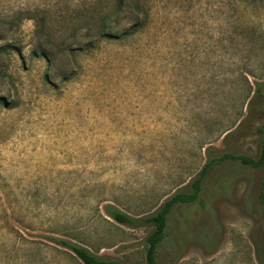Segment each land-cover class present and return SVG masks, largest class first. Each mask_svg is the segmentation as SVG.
I'll use <instances>...</instances> for the list:
<instances>
[{
    "label": "rangeland",
    "instance_id": "rangeland-1",
    "mask_svg": "<svg viewBox=\"0 0 264 264\" xmlns=\"http://www.w3.org/2000/svg\"><path fill=\"white\" fill-rule=\"evenodd\" d=\"M117 4L0 0V264H84L51 238L146 264L152 226L104 206L149 216L214 155L258 153L264 0ZM136 10L142 31L86 47L102 18L119 32ZM262 185L264 168H212L202 202L169 216L157 264H264Z\"/></svg>",
    "mask_w": 264,
    "mask_h": 264
},
{
    "label": "trees",
    "instance_id": "trees-1",
    "mask_svg": "<svg viewBox=\"0 0 264 264\" xmlns=\"http://www.w3.org/2000/svg\"><path fill=\"white\" fill-rule=\"evenodd\" d=\"M137 5L140 4V0H134ZM117 12L124 8L126 5V0H117ZM134 18H132L130 25L124 27L121 31L116 32L111 30L110 24L107 25L109 19L108 16L101 19L100 32L97 37H91L89 44H87L88 49H94L98 45L99 41L106 42H119L128 37L134 36L143 30L145 25V19L141 16L142 11L136 10ZM258 97L261 98L260 89L257 90ZM252 104L249 108V112L252 116ZM250 114L247 115L246 121L249 122ZM261 119V118H258ZM254 135L258 137V153L256 156H249L246 154L226 151L220 152V155L213 156L209 161L204 164L203 168L200 170L198 175L190 182L189 190H179L167 199H165L159 208L149 216L145 217H132L116 207L107 204L104 206V212L106 216L111 218L113 221L119 224L127 226H137L142 223L150 224L153 228L151 234L147 237V250H146V264H157V253L158 247L164 240L167 231L168 218L171 215L174 208L179 205H188L195 202H202V187L203 182L206 178L207 173L217 165H220L226 161H236L237 163L250 167V168H264V119L261 120L254 129ZM264 188V185H262ZM259 200L262 208V218L264 221V191L261 189L259 194ZM52 242L56 245L62 246L71 252H73L84 264H120L112 260H103L97 258L91 254L86 248L65 240H58L56 238H51ZM264 254V248H263Z\"/></svg>",
    "mask_w": 264,
    "mask_h": 264
}]
</instances>
